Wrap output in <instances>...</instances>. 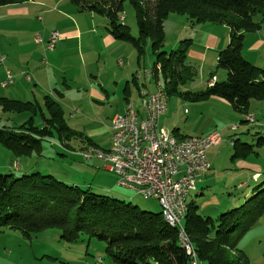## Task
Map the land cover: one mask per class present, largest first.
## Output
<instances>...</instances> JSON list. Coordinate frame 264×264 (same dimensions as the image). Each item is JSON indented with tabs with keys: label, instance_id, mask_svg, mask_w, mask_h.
Masks as SVG:
<instances>
[{
	"label": "trees",
	"instance_id": "trees-1",
	"mask_svg": "<svg viewBox=\"0 0 264 264\" xmlns=\"http://www.w3.org/2000/svg\"><path fill=\"white\" fill-rule=\"evenodd\" d=\"M27 1L32 0H0V7ZM68 1L79 12L103 17L111 38L136 50L137 62L144 52L146 39H149L155 55L151 74L158 82L162 78L161 86L168 98L179 94L181 87L196 78V72L185 65V50L179 49L170 55L161 51L165 19L170 14H184L196 22L228 27L232 40L217 57L218 67L227 71L226 81L206 86L205 97L225 100L234 111L245 115V122L249 117V102L264 101V71L253 67L241 53L242 32L259 29L253 21L256 15L264 21V0ZM125 2L135 9L136 37L119 21ZM156 66L160 67L159 72ZM182 94L189 101H198L201 97L200 94ZM1 111L4 114H30L20 126H0V145L16 158L39 153L41 142L46 139L56 138L66 150L71 140L84 141L82 133L67 125L59 106L45 116L33 102L6 101ZM37 117L40 123L35 122ZM1 121L0 116V124ZM80 140L83 143L81 149L90 146L86 144V138L84 142ZM243 151L239 155L244 157L251 151L250 146L244 145ZM263 215L264 182L243 205L220 214L215 221L201 217L198 206L189 202L184 231L197 262L249 264L242 251L237 249V243ZM0 229L19 231L24 236L56 229L60 239L69 244L82 238H94L105 244V256L114 264H190L189 256L178 242L177 230L166 225L160 212H141L124 201L95 194L75 183L40 172L20 177L0 175Z\"/></svg>",
	"mask_w": 264,
	"mask_h": 264
},
{
	"label": "rangeland",
	"instance_id": "rangeland-1",
	"mask_svg": "<svg viewBox=\"0 0 264 264\" xmlns=\"http://www.w3.org/2000/svg\"><path fill=\"white\" fill-rule=\"evenodd\" d=\"M80 13L87 16L92 15L94 20L90 17V24L97 31V38L109 35L107 22L103 17L85 12ZM135 15L133 6L125 2L121 17L123 24L128 27L133 37L137 36ZM253 21L258 24L259 29L254 32H242L241 53L253 67L264 71V21H261L259 15H256ZM163 35L161 51L170 55L179 49L185 50V65L190 66L196 72V78L181 87L179 94L167 97L169 110L166 114L167 122H175L176 125L173 127L177 130H173L174 133L180 132L186 137H198L213 131L221 135V143L211 147L206 154L210 164L209 172L202 176L201 180L196 183L195 191L190 192L187 197V204L194 202L198 206V214L201 217L215 221L220 214L243 205L264 182V101L251 100L249 102L248 116L254 117V123L251 124L245 122V115L234 111L225 100L205 97L208 80L214 77L218 83L226 81L227 71L218 67L217 57L230 45L232 40L231 30L228 27L221 24L196 22L184 14L175 13L165 19ZM95 38L96 36L92 41H96ZM96 43L98 44L94 45L96 57L93 55L92 61L97 58L98 65H101L105 59H110L109 55L112 54L114 48L105 49L102 41L100 44L97 41ZM121 44L132 52L128 54L124 50L120 57L121 61L126 64L132 58L133 73L136 71L142 76L141 82L148 84L149 75L145 73L152 70L155 61L150 40L146 39L144 44V52L139 60L140 66L136 63V50L127 43ZM63 63L67 66L62 68L65 74L61 77H65L69 86L67 91L64 90L65 98L60 103L64 111V120L69 127L81 131L79 133L83 134L85 141L87 137L84 134V127L105 126L108 128L116 112L108 104H98L91 98L84 101V86L80 82V73L83 68L79 67L75 54L70 52L64 59L61 58L60 64ZM69 64L73 66L70 70L68 69ZM116 72L120 74L123 68L113 67L108 72L109 81L105 90L110 95L113 94L114 87L111 82L116 78L114 77ZM160 83L163 86L162 78ZM131 87V97L135 99L138 92L134 85ZM182 93L200 94L201 97L198 101H189ZM87 102L90 103V107L86 105ZM92 105L99 108L92 109ZM76 109L80 111L79 115L74 114ZM73 114V118L76 119L71 118ZM0 115L3 121L8 117L13 121L25 119L24 115L15 114L13 116L14 114H4L1 111ZM81 116L87 119L86 126L75 124L74 120L78 121ZM38 120L36 121L39 123ZM163 120H165L164 117L161 125H163ZM232 125L237 126L236 131L229 129ZM0 126L6 127L7 125L2 122ZM163 127L169 129L168 131L172 130L171 126L163 125ZM109 138L110 134H102L96 138V142L91 139L90 144L104 151L107 142L110 145ZM79 140H71L66 150L61 146L62 142L56 138L46 139L41 142L40 154L35 153L30 157L18 156L17 158L0 145V175L12 174L20 177L40 172L42 175H51L75 183L82 189L90 190L95 194L124 201L141 212H160L157 201L145 199L142 195L116 186L115 175L106 171L104 164L96 160L85 163L79 156L83 145ZM231 142H234L235 146ZM244 145L250 146L251 151L245 153L243 157L239 154L244 153ZM16 163L19 165V170L14 172L11 166ZM255 173H259L260 178L253 181ZM239 184H245L246 187L241 189L238 187ZM201 191L202 194L196 196V193ZM182 225H185V220L182 221ZM237 249L242 251L249 264H264V215L238 241ZM104 250L105 244L94 238H82L74 244L65 243L60 239V233L56 229H45L29 236H24L19 231L0 229V264H114L105 256ZM197 264L206 263L198 261Z\"/></svg>",
	"mask_w": 264,
	"mask_h": 264
},
{
	"label": "crops",
	"instance_id": "crops-1",
	"mask_svg": "<svg viewBox=\"0 0 264 264\" xmlns=\"http://www.w3.org/2000/svg\"><path fill=\"white\" fill-rule=\"evenodd\" d=\"M90 17L91 20H94L92 15L87 16L80 13L68 0H32L0 7V56L4 57V66L13 75V83L11 85L6 88L0 87V111L6 101L33 102L41 108V112L45 116H49V112L55 106H59L62 109L60 103L65 98L64 90L67 91L69 86L66 83L65 77H61L65 74L62 68H65L67 65L65 63L60 64V61L61 58L64 59L68 56L70 52L75 54L79 67L83 68L80 73V82L84 86V101L91 98V100H95L98 104H108L116 112L114 113L115 115L124 113L129 101L138 107L139 92H151L160 82L154 79L152 74H148V84L146 82L142 83V76L137 74L136 71L133 73L132 58L126 64L120 59L124 50L128 54L132 53L131 50L126 48L124 44H121L123 42H116L110 35L97 38V31L90 24ZM52 32L58 34V40L53 50H49L48 43ZM94 36H96L95 39L99 44L102 41L105 49L114 48L112 49V54L109 55L108 53L110 59H105V62L101 65H98L97 58L92 61V56L95 55L96 57L94 45H98L96 41H92L94 40ZM37 39H40V42H37ZM136 63L137 66H140L137 60ZM72 67L71 64L68 65L69 70ZM113 67L116 69L123 68V72L120 74L115 73L114 77L116 78L111 82L114 87L112 89L113 94L110 95L105 88L109 81L108 72ZM74 71L76 72L77 70L75 69ZM4 80L5 72L0 67V83ZM131 85H134L138 92V96L135 99L131 97ZM86 105L88 107L91 106L89 102ZM95 107L98 106L92 105V109ZM167 113H169L168 108L160 118L159 126L164 117L163 125L167 127L171 126L172 130L169 132L174 133L173 130H177V128L173 126L176 123L167 122ZM74 114L79 115L80 111L76 109L74 110ZM74 114L71 115L72 119H76L73 118ZM19 115H24L25 119L13 121L8 117L3 121L0 115L2 118L1 123L3 122L10 127H17L30 118V114L28 113ZM36 120H38V117L35 118V122L38 123ZM86 120L84 116H81L78 121L74 120V122L76 121L75 124L77 125L82 124L86 126ZM38 121L40 123V120ZM163 125L160 127L168 131L169 129L163 127ZM83 130H85L83 132L87 137L86 144L88 142L89 144L90 142L92 143L91 139L96 142V138L99 135L110 134L109 127L105 128V126L84 127ZM174 134L179 138L186 137L181 135L180 132ZM207 134H201L200 136ZM109 141L111 144L110 138ZM109 149L110 145L107 142L104 151ZM238 187L244 189L246 185L239 184ZM201 194L202 191L196 193V196H200Z\"/></svg>",
	"mask_w": 264,
	"mask_h": 264
},
{
	"label": "built area",
	"instance_id": "built-area-1",
	"mask_svg": "<svg viewBox=\"0 0 264 264\" xmlns=\"http://www.w3.org/2000/svg\"><path fill=\"white\" fill-rule=\"evenodd\" d=\"M57 37L56 32L50 34L49 50H53ZM0 67L5 72L0 87L6 88L13 83V75L4 66L2 56ZM215 82L213 77L206 86ZM139 97H143L146 113L144 127H135L132 104H127L124 113L116 114L110 120L111 144L106 157L84 155L81 151L79 156L85 163L96 160L104 164L105 170L115 175L116 186L157 201L160 212L178 226L179 200L187 199L189 187H195L209 172L206 154L211 147L221 143V135L213 131L198 137H178V146H171L165 142V129L159 126V120L167 110V101L159 99V90L145 91V96ZM247 122L252 124L253 117H247ZM234 127L237 126L232 125L230 130L234 131ZM169 152H176V160H169ZM123 155H132V163L123 162ZM18 168V164L12 165L13 170ZM190 258L193 264L191 253Z\"/></svg>",
	"mask_w": 264,
	"mask_h": 264
},
{
	"label": "bare ground",
	"instance_id": "bare-ground-1",
	"mask_svg": "<svg viewBox=\"0 0 264 264\" xmlns=\"http://www.w3.org/2000/svg\"><path fill=\"white\" fill-rule=\"evenodd\" d=\"M121 18L122 17L119 18L120 22H121ZM155 69L157 70V66L155 67ZM147 74H151V71H149ZM212 86H214V84H208V87H212ZM158 90H159V99L161 101H167V96L161 84L158 83L155 86L154 90L151 92H158ZM139 96H145V91H140ZM127 104H132V118L135 121V127H144V124L146 123V113L143 107V97H139L138 107L135 106V104L131 101L127 102ZM236 129L237 127H234V131H236ZM165 142L171 146H178V137L173 132H169L165 129ZM231 144H233V142H231ZM80 151L83 152L84 155L106 157V151H101L92 145L87 146L81 149ZM169 160H176V152H169ZM123 162L132 163V155H123ZM258 177L259 174H256L255 176H253V180H257ZM192 191H195V187H189V193ZM160 213L166 225L169 228L177 230L178 242L180 246L185 250V253L189 256V258L191 253L193 264H197L196 256L193 252L191 245L189 244L187 236L185 235L184 226L182 225V221L185 219L187 214V199L179 200L178 226L174 222L170 221L165 213L162 212ZM190 264H191V258H190Z\"/></svg>",
	"mask_w": 264,
	"mask_h": 264
}]
</instances>
